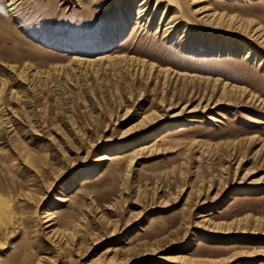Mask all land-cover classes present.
Returning a JSON list of instances; mask_svg holds the SVG:
<instances>
[{
  "label": "rangeland",
  "instance_id": "rangeland-1",
  "mask_svg": "<svg viewBox=\"0 0 264 264\" xmlns=\"http://www.w3.org/2000/svg\"><path fill=\"white\" fill-rule=\"evenodd\" d=\"M11 2L0 264H264V0Z\"/></svg>",
  "mask_w": 264,
  "mask_h": 264
},
{
  "label": "bare ground",
  "instance_id": "bare-ground-1",
  "mask_svg": "<svg viewBox=\"0 0 264 264\" xmlns=\"http://www.w3.org/2000/svg\"><path fill=\"white\" fill-rule=\"evenodd\" d=\"M15 3V0H12V2H11V4L10 5H13ZM140 5H142V4H140ZM159 5V2H157L156 3V6H158ZM143 10H145L144 8L142 9V11ZM141 11V10H140ZM167 8H166V10H165V13H167ZM215 17H217V21H218V25H221V22H222V19H223V17L221 16V15H219V14H216V13H206L204 16H203V18L205 19V18H207V20H213ZM224 21H227L228 23L230 22H232L233 21V18H231V17H229L228 19H226V17L224 18ZM225 23V22H224ZM170 27H174V25L172 24V25H170L169 26V28ZM254 31V35L253 36H255V35H257L258 34V36H257V38H259V39H262V37H263V35H262V33H261V30L259 29V28H257L256 30H253ZM252 31V32H253ZM262 43H264V40H262L261 41ZM250 49V48H249ZM252 52V49L250 50V53ZM126 55H124L123 56V59L122 60H128V57H125ZM75 61H78L79 63L80 62H89V63H92V62H95V60H91V61H87V60H85L84 61V59H82V58H80V57H74L73 58ZM86 59V58H85ZM99 59V58H98ZM151 69H153V70H156V67H154L153 65H151ZM164 70L166 71V72H168V71H171V69L170 68H168V67H166V68H164ZM225 90L226 89H224V92H225ZM227 91V90H226ZM247 91V90H246ZM228 92V91H227ZM245 94V93H244ZM242 96H244L243 94H242ZM251 97V96H250ZM255 98V97H254ZM253 100V99H252ZM203 216H205V215H203Z\"/></svg>",
  "mask_w": 264,
  "mask_h": 264
}]
</instances>
